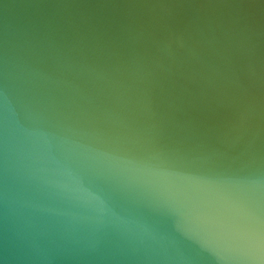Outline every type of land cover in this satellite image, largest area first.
<instances>
[{"label":"water","instance_id":"1","mask_svg":"<svg viewBox=\"0 0 264 264\" xmlns=\"http://www.w3.org/2000/svg\"><path fill=\"white\" fill-rule=\"evenodd\" d=\"M0 264H264V0H0Z\"/></svg>","mask_w":264,"mask_h":264}]
</instances>
